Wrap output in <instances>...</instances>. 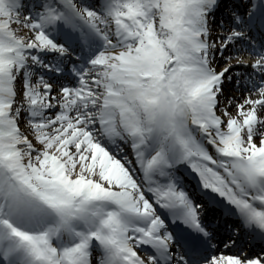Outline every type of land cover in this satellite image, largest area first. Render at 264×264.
Wrapping results in <instances>:
<instances>
[{"label":"snow or ice","instance_id":"6c2138e0","mask_svg":"<svg viewBox=\"0 0 264 264\" xmlns=\"http://www.w3.org/2000/svg\"><path fill=\"white\" fill-rule=\"evenodd\" d=\"M0 264H264V0H0Z\"/></svg>","mask_w":264,"mask_h":264}]
</instances>
